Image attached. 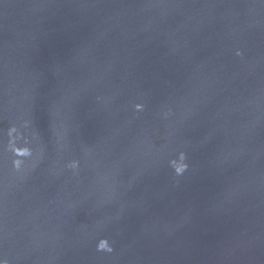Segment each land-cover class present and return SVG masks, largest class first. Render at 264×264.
<instances>
[{
	"label": "water",
	"instance_id": "water-1",
	"mask_svg": "<svg viewBox=\"0 0 264 264\" xmlns=\"http://www.w3.org/2000/svg\"><path fill=\"white\" fill-rule=\"evenodd\" d=\"M0 264H264V0H0Z\"/></svg>",
	"mask_w": 264,
	"mask_h": 264
}]
</instances>
